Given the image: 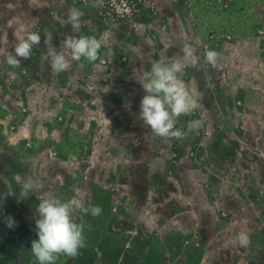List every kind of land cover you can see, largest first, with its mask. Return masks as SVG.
Here are the masks:
<instances>
[{"label": "rangeland", "instance_id": "1", "mask_svg": "<svg viewBox=\"0 0 264 264\" xmlns=\"http://www.w3.org/2000/svg\"><path fill=\"white\" fill-rule=\"evenodd\" d=\"M214 1L216 4L220 2ZM165 2L159 5L156 3L157 7L164 9L165 12H160L159 9L158 14L147 13L141 16V80L151 72L153 63L162 58L170 62L169 58L175 55L182 62V70L178 73V78L185 85L193 101L189 114L176 118L175 127L183 133V138H164L157 136L151 130L148 133L155 136L151 141L153 144L149 143V146L162 143L163 152L165 150L161 160L165 165L163 170L168 172L170 177L168 182L166 181L167 186L185 192L184 183L178 178L180 174L178 168L182 167L185 160L197 168V164H202L201 160L204 161L205 155L207 154V157L209 155V151L205 153L204 145L212 142L216 145L221 141L219 123L222 124L226 118L239 122V115L235 111L224 114L217 109H239L238 106L246 105L243 100L245 98L247 104L250 101L252 103L257 101L264 110V26L259 28V35L248 34L251 30L235 34L227 25L224 10L208 7L205 0H166ZM225 2L230 3V0ZM24 4V2L9 4V1L0 4V37L4 39L3 45L0 46V241L2 242L5 241L3 236L15 233L17 230L36 236L38 239L36 219L39 214L36 209L40 203L39 197L68 200L77 196L85 206L91 205L90 172L86 168L83 169V166L85 167L87 160L93 159L100 151H103L108 158L110 155L109 145L103 132L98 129L92 130L91 134L95 133L93 137L96 141L94 140L91 146H84L80 144L79 132L84 135L87 132L79 130V127L75 129V120L65 116L66 110L74 114V109L81 108L74 90V81L80 77L78 71L80 61H72L70 68L62 72L65 75L61 72H53L48 62L47 71L40 74L38 71L40 63L44 59L49 61L47 47L43 42L46 33L43 35L40 31L41 43L33 48L31 58L22 59L21 67L18 69L7 65L6 56L14 54V45L18 40L39 26L41 30L53 34V45L57 50V45L60 44L56 30L61 24L58 18L50 16L30 19L22 16L26 13ZM257 16L264 24V0H252L242 17H239V22L244 18L252 23L253 18ZM220 19L225 29L214 33L212 28L220 24ZM109 46L113 47L114 51L112 54L104 51L106 55L101 57L105 58L104 64L109 63L110 58L121 59L125 55L123 52L116 53L114 45ZM129 52L136 56L133 49ZM209 52L214 54L212 59L206 56ZM68 56L70 58L71 54L68 53ZM27 61L31 64L30 67L24 65ZM101 68L103 72L98 75H102L101 80L104 81L108 68L106 65H101ZM229 86H231L229 92L221 90ZM239 88L244 91L243 97L239 95L237 90ZM135 90L132 88L130 92L137 102ZM111 92L110 87L100 88L97 92L100 94L99 103L102 109H106V104L110 101L107 96L111 94L114 95L112 99L114 98L119 106L123 103L128 107L127 95L124 97L123 92L122 94ZM145 94L141 85V100ZM118 95L121 97L117 98ZM94 98L96 99L95 96ZM131 101L134 102L130 99ZM73 104L76 105L73 107ZM59 115L63 120L58 117ZM140 118L141 132H143L145 122L141 115ZM60 121L61 124L65 123V126L61 127L62 130L57 128ZM246 126V123L241 122L240 131L236 132L240 136L244 135L243 140L247 135ZM261 134L264 137V133ZM67 136L72 139L69 140ZM75 140L77 145L74 147L72 143ZM51 146L56 152L51 156L49 153L46 155V150ZM144 146L148 147L146 144ZM182 149L186 151V155ZM239 150L234 144L231 145L229 153L223 148L219 150L224 160L226 159L227 170L236 167L237 164L236 158L229 159L230 155L238 153V157H243L240 156ZM212 151L217 152L212 149L211 153ZM83 160H85L84 164ZM211 161L206 159L204 164L211 165ZM217 164L218 162L214 165L217 167ZM252 165H255L257 170L264 169V166H258L255 162H252ZM257 170L252 171L250 182L256 185L257 190L260 192L262 190L258 195L256 211L257 217L262 219L264 173L260 175ZM234 171L235 169L231 173ZM16 174H20L26 180L30 179L37 185L27 198L20 196V186L14 180ZM207 175L208 172L204 174V188H207L208 177L205 179ZM10 189L14 194L7 195ZM236 189L235 195L238 198L241 196L247 198L243 206L248 205L250 202L248 197L253 198V196L244 186L242 192ZM224 197L221 192L209 197L210 204L207 211L209 221L206 222L209 229L205 231L206 235L203 236L202 233L201 238L198 231L191 233L189 228L186 232L188 234L182 237L183 249L180 253L176 252L177 247L171 244V241H165L168 236L161 237L160 232H155L157 235L151 236V233L144 230L146 225L138 222L141 214H146L149 208H153L155 204L152 201L139 205L134 200L119 197L110 209L103 208L101 216L104 215L105 219L97 218V223L94 225L91 224L93 220L77 212L74 214V219L83 225L85 246L75 257L59 256L55 264H112L111 261L114 260L117 261L116 264H124L118 261L121 251L129 254L132 264H201V257L195 253L191 256L187 246L199 248L200 251L204 250L205 254L210 255L205 264L212 257L219 261V256L222 254L236 257L232 259L233 264H241V260L248 264L249 262L243 257L253 253V248L257 251L260 249L257 253H261L260 260L264 261L263 250L261 252L264 246V227L261 225L255 229L256 226L251 225L252 222L249 221V215L246 217L247 214L240 215L237 209L228 208L230 204L224 201ZM129 205L132 208H129ZM124 206L129 208L126 209L129 215L126 211L125 214L121 213L120 210ZM184 209L182 207L178 212ZM8 217H12L15 221L12 228L7 225ZM194 217L201 218V215L194 212ZM181 218L180 222L191 223L184 214ZM137 222L140 226H137ZM163 222H169L170 225L172 219L165 218ZM241 232L248 235V244L245 247H241L237 239Z\"/></svg>", "mask_w": 264, "mask_h": 264}, {"label": "crops", "instance_id": "2", "mask_svg": "<svg viewBox=\"0 0 264 264\" xmlns=\"http://www.w3.org/2000/svg\"><path fill=\"white\" fill-rule=\"evenodd\" d=\"M8 1L9 4L24 2V7L26 8V11H24L26 13L22 16L30 19L49 18L50 16L58 18L61 24L58 29H56L59 34L58 41H60V44L57 46L58 50L64 51L66 55H68L70 51L63 48L61 49V44L62 40L67 35L97 37L102 44L101 49L103 54L101 57L106 55L105 52L109 54L113 53V47L111 48L109 46L111 44L114 45L116 53H125L121 59L110 58L107 64H104L106 63L103 61L105 58H101L99 61L89 62L82 57L78 65L79 69L77 68L80 77L78 78L79 80L76 79L74 81L75 86L73 85L75 95L78 98L79 107L81 108L74 109V114H70L69 110L65 112V116L68 119L72 117L73 120H75V129L79 127V130H85L87 132L86 135L79 132L80 144L91 146L94 140L96 141V138L93 137L95 133L92 135L91 131L98 129V131L103 132V136L105 134V140L109 145V158L103 154V151H100L93 159L87 160L88 163L85 164V167L83 166V169L86 168L90 172V183H92L90 189V196H92L90 201L91 205H99L102 209L105 207V209H110L119 197H126L130 199V201L134 200L139 205L147 204L150 203L149 201H152L155 205H153V208H149L146 214H141V217L138 218V222H141V225H146L144 230L151 233V236L157 235L155 232H160L161 237L165 235L168 236L165 241H171V244L177 247L176 252L179 253L183 249V245L181 244L182 237L188 234L186 232L189 231V228L191 233L196 230L200 236L202 233H204L202 234L203 236L206 235L205 231L209 229L206 225V222L209 221L207 217L210 204L209 197L214 193L220 194L221 192L225 195L224 201L230 204L228 208L237 209L240 215L247 214L246 217L249 215V221L252 222L251 225L256 226L255 229L261 225V227H264V208L262 211V219L257 217L258 213L256 212L258 195L262 193V190L260 192L256 189V185L250 182L252 171L258 169H255L256 166L252 165V162L257 163L258 166H264V137L261 134L262 132L264 133V110L257 101L253 103L250 101L247 104L245 98H243L246 105L238 106L239 109H217L220 113L224 114L228 111H235L239 115V122H234L233 119L230 120V118H226L222 124L219 123L218 128H220L219 136H221V141L216 145L213 142L211 144L204 143L206 147H204L205 153L209 151V155L207 157L206 154L204 161L201 160L202 164H197L198 169L192 166V163L187 160L183 162L182 167L180 166V168H178V172L180 169L178 178H181L180 180L184 183L185 192L178 191L176 187L172 188L171 186H167L170 177L169 173L163 170L165 165H163V160L161 159L165 150L163 152L162 143H155L156 145L153 147L149 146V143L153 144L151 141L154 140L155 136H153L154 134L148 133L151 128L146 123L143 128L145 131L141 132V83L139 82V80H141V16L147 13L153 15L158 14L160 9L159 6L157 7L156 13L148 2L143 3L136 17L138 26L135 27L129 21L125 20L118 22L102 21L99 17L97 4H83L76 0H0V4H6ZM155 1L158 5L159 3H166V0ZM73 7L81 10L83 13L80 28L75 30L71 25L64 24L67 11ZM162 7H164V4H162ZM160 10V12H165L163 11L164 9ZM37 25L35 27H37ZM43 30L41 31L44 35L46 32ZM50 30L51 29H49V31ZM62 34L63 38H61ZM120 41L121 43H119ZM132 49L135 51L136 56H133V53L129 52ZM48 62L47 59H44L42 63H40L38 68L40 74L45 70L47 71ZM24 65L27 67L31 66L28 61L24 63ZM101 65H106L108 68L106 71L107 76L104 81L101 80L103 76L98 75L101 71L103 72ZM95 71L98 72L95 73ZM209 80H211V78ZM109 87L112 90L111 93L116 91L118 94H122L123 92L124 97L127 95L129 99V101H127L129 109L124 106L123 103L119 106L114 98L112 99V97H114L113 94L107 96L110 101L106 104V109L101 108L99 103L100 94L97 92L100 91V88L108 89ZM132 88L136 89L135 94L137 95V102L135 101L136 99L132 98L134 96L130 92ZM221 90L229 92L231 86L224 87ZM237 90H239V95L243 97L244 91L241 88ZM118 97L121 96L118 95L117 98ZM130 99L134 102H130ZM75 105L76 104H73V107ZM58 117L63 120L61 115ZM241 122L247 124V135L245 140L242 139L244 135L240 136L239 133H236L240 131L239 126ZM57 126V128L61 129V127L65 126V123L61 124L60 121ZM3 136H5V134H3ZM67 138H69V140L72 139L70 136H67ZM72 144L75 147V145H77L76 140ZM145 144L148 145V147H145ZM232 144L240 149L239 154L243 157H238V153L235 155L232 154V156L230 155L229 159L236 158L237 164L236 167L233 166V168L227 170L226 159L224 160L219 150L223 148L229 153ZM50 148L53 147L51 146ZM62 148H64V146H62ZM212 149L217 152L212 151L211 153ZM54 150L56 151V149ZM97 151L98 149L96 152ZM182 151H184V154L186 153L184 149H182ZM48 153L49 149L46 150L45 154L49 155ZM206 159L208 161L212 160V164L205 165L204 162ZM85 160H83V164ZM216 160L218 162L217 167L214 165L217 163ZM196 161H198V159H196ZM234 169V173H231ZM97 171L99 174H97ZM200 171L204 174L206 172L209 173V175L205 177V179L208 177L207 182L205 181L207 188H204V174ZM257 172H260V175H262L264 169L261 168V170H257ZM243 186L247 189L248 193L253 196V198L248 197L250 202L248 205L244 204V206L243 203L247 201V198H243L242 196L238 198L237 195H235L237 191L236 188H238V192H242ZM90 196H88V199H90ZM192 206L195 207L193 208ZM182 207L185 209L178 212V209ZM129 208H132L131 205H129ZM129 208L124 206L120 211L122 214H125V211L127 213ZM194 212L200 213L201 218L194 217ZM182 214L188 217L191 223L185 224L184 222H180L182 220ZM82 215L93 220L91 223L92 225L97 223V218L99 217H101L102 220L105 219L104 215L93 216L91 213ZM127 215H129V213H127ZM165 218L172 219V223L169 225V222H163ZM138 222L136 224L140 226ZM253 250V253L243 257V259L245 258L249 262L248 264H264V261L260 260L262 258L261 253H257L260 249L257 251L253 248ZM262 250L264 253V246L261 248V252ZM187 251L191 256H193L194 253L198 254L202 260L201 264H205L206 259L210 258V255L205 254L204 250L200 251L199 248L193 246H187ZM232 259H236V257L222 254L219 256V261L214 260L212 257L207 264H233ZM243 262L244 260H241V264H245Z\"/></svg>", "mask_w": 264, "mask_h": 264}, {"label": "clouds", "instance_id": "3", "mask_svg": "<svg viewBox=\"0 0 264 264\" xmlns=\"http://www.w3.org/2000/svg\"><path fill=\"white\" fill-rule=\"evenodd\" d=\"M113 4L117 12H121V6ZM123 4V0H122ZM126 8V5H123ZM83 13L73 7L67 11L65 25H71L79 29ZM44 44L47 47V56L53 72L67 71L72 61H80L82 57L89 62L99 58L101 41L95 36L67 35L61 44V49L70 51V58L64 51H58L53 45V34L46 32ZM4 43L0 37V46ZM41 36L38 32H27L14 45V54L6 56L7 65L14 69L21 67V60L31 58L34 46H39ZM209 59L213 53H206ZM170 62L160 59L153 63L151 72L143 80H139L145 95L141 100L140 115L151 130L160 137L182 139L183 133L176 129V118L189 114L193 101L185 85L178 78L182 70V62L173 57ZM15 182L20 186V196L27 198L37 185L30 179H24L20 174L14 176ZM14 194L11 189L7 195ZM40 203L36 212V231L38 239L32 241L31 252L39 261V264H55L59 256L75 257L81 248L85 246L83 225L77 223L74 214L81 212L93 216L101 215L103 209L99 205L85 206L82 201L73 196L68 200L56 197H39ZM9 228L14 227L12 217L7 218ZM238 242L241 247L248 244V235L244 232L238 234Z\"/></svg>", "mask_w": 264, "mask_h": 264}, {"label": "flooded vegetation", "instance_id": "4", "mask_svg": "<svg viewBox=\"0 0 264 264\" xmlns=\"http://www.w3.org/2000/svg\"><path fill=\"white\" fill-rule=\"evenodd\" d=\"M2 238L5 241H0V264H39V261L31 252L32 241L36 240V236L17 230V232L5 235ZM86 259L90 261L89 258ZM118 261L124 264L133 263L129 254H125L123 251L120 252ZM111 263L116 264L117 261L114 260Z\"/></svg>", "mask_w": 264, "mask_h": 264}, {"label": "built area", "instance_id": "5", "mask_svg": "<svg viewBox=\"0 0 264 264\" xmlns=\"http://www.w3.org/2000/svg\"><path fill=\"white\" fill-rule=\"evenodd\" d=\"M79 3L83 4H97L98 6V12L99 17L102 21L106 22H118V21H129L133 26L137 27L138 23L137 15L139 11L141 10V7L143 3L148 2L150 7L157 12V5L155 0H115V5L121 6V12H117L116 7L113 4V0H76ZM220 2H223L225 5L228 3L225 2V0H219ZM207 3H210L209 0H207ZM123 5H126V8L123 7ZM41 28L40 26L34 30V32L40 33ZM35 47V46H34ZM105 61V59H103ZM56 151L53 148L49 149V154L53 155ZM189 241V239H187ZM198 245V243H197Z\"/></svg>", "mask_w": 264, "mask_h": 264}, {"label": "trees", "instance_id": "6", "mask_svg": "<svg viewBox=\"0 0 264 264\" xmlns=\"http://www.w3.org/2000/svg\"><path fill=\"white\" fill-rule=\"evenodd\" d=\"M206 1L207 0H205V3L208 7L224 10V13L227 16L225 18L227 19V25L228 27H231V29L233 30L235 34H242V33H245L247 30H251L248 32V34L259 35V31H258L259 28L260 27L263 28L264 26L263 22L260 20V18H258V16L253 18L252 23L247 22V20H245L244 18L241 20V22H239L240 21L239 17H242L244 10H246L249 7L252 0H230V3H228L227 5H225L223 2H217L216 4L214 0H209L210 3L208 4ZM222 22L223 21H221L220 24L212 28V31L214 33H218L221 30L225 29V27H223L222 25ZM102 54H103L102 49L100 48L99 58L97 59V61L101 59Z\"/></svg>", "mask_w": 264, "mask_h": 264}]
</instances>
